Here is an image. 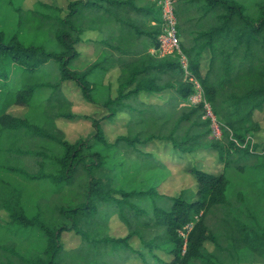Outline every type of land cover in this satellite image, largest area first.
I'll return each instance as SVG.
<instances>
[{"label":"trees","instance_id":"1","mask_svg":"<svg viewBox=\"0 0 264 264\" xmlns=\"http://www.w3.org/2000/svg\"><path fill=\"white\" fill-rule=\"evenodd\" d=\"M105 2L110 3L109 0L70 3L69 14L60 20L56 31V49L25 44L18 35L9 36L0 30V172L20 175L29 181H49L57 191L64 190L68 196L66 205L58 207L65 222L45 220L41 211L30 215L20 190L0 177V211L6 212L10 218L7 226H0V264H121L129 261L131 255H138L147 264L149 259L158 260L153 254L155 249L165 251L173 258L170 262L158 260L160 264H223L214 254L207 252L205 244L218 245L208 217L229 204L230 181L225 173L216 176L193 168L191 174L198 183L195 193L184 190L177 197L165 198L170 203L169 209L156 203L146 210L135 201L157 199L155 191L113 188L110 176L113 170L108 167L107 157L94 151L87 141L69 143L56 127L57 119L76 118L71 111L72 103L61 91L64 83H75L88 102H95L90 77L103 64H96L86 71L75 70L72 65L79 58L77 47L84 30L98 24L99 17L100 24L107 23L108 13L101 15L98 12L102 9L108 11L103 6ZM178 2L181 5L176 11L182 25L189 21L188 14L193 6L203 10L205 17L212 15L216 18L210 29L196 36L195 33H186L189 42L182 41L181 47L189 60L191 73L202 83L206 99L225 126L223 138L211 137L210 124L202 118V106L174 109L175 101L182 103L193 93V86L184 81L181 64L172 58L158 59L146 54L123 64L118 94L115 98H108L102 106L109 111V117L119 111H136L132 122L145 131L140 129L132 136L120 137L117 144L125 148H135L154 139L168 140L183 154L213 149L220 162L229 166L236 155L248 156L255 148L252 149L250 142L240 148L231 140L230 134L245 144L251 135L262 129L254 115L264 108V0L256 1L255 16L247 13L242 0ZM182 25L179 24V31ZM158 33V27L149 33L154 47L157 46ZM206 49L210 50L211 59L209 70L203 75L201 59ZM167 91L173 93L174 102L165 110L148 112L149 108L139 110L129 103L141 94L154 96ZM12 106L28 107L31 117L12 116L8 112ZM190 121L187 133L177 135L181 126ZM172 122L173 129L163 134V129ZM159 123L157 133L146 131V127H156ZM93 126L96 143L109 147L100 121L94 120ZM34 136L57 146L58 153H53L50 158L43 152L23 150L21 142L24 137ZM28 155L52 159L54 171L30 172L22 159ZM144 162L142 168L147 167ZM82 173L88 180L87 191L76 188L78 175ZM101 206L118 214L128 225L131 233L126 238H97L94 235L102 223L99 218ZM222 221L233 229L232 237L236 242L264 256V224L257 217L249 224L240 223L237 217L233 218V225L226 218ZM190 225L192 228L187 231ZM68 231L82 235L84 244L81 248L65 249L61 238ZM34 233L42 240L35 257H26L14 245L7 244L10 235L27 234L30 237ZM133 237L141 239L145 249L136 251L131 248L129 241ZM110 247L112 252L107 255ZM121 249L128 250L130 255L119 262H111L109 258L113 251Z\"/></svg>","mask_w":264,"mask_h":264},{"label":"rangeland","instance_id":"2","mask_svg":"<svg viewBox=\"0 0 264 264\" xmlns=\"http://www.w3.org/2000/svg\"><path fill=\"white\" fill-rule=\"evenodd\" d=\"M74 1L77 0H0V30L5 31L9 36L18 35L25 44L44 45L56 49V31L59 22L69 14L68 6ZM242 1L246 6L247 13L250 16H255V3L259 0ZM175 3L177 10L181 2L175 0ZM204 15L203 10L193 6L190 7L189 21L186 25H182V20L178 19L182 25L180 32L183 42L187 40V43L189 42L190 37L189 39L185 38L186 33H195L194 36H196L197 33L210 29L216 23L214 16L207 15L205 17ZM107 25L106 23L105 26ZM82 37H86V34L83 33L81 39ZM87 41L93 42L94 40L89 39ZM81 45L79 44L77 48L80 49ZM93 50L95 48L91 45L86 48V52H89V55H85L86 59L94 53ZM94 56L96 55L93 54L91 58H95ZM210 59V50L206 49L201 59L203 75H206L209 70ZM100 61H103L101 57L96 63L98 64ZM90 62L91 64L83 69L77 59L73 62L72 68L86 71L95 66L93 60ZM108 67L109 65H106V69ZM122 79L123 72L121 69L119 71L116 68H109L106 72L96 69L90 77L93 83L95 102H88L75 83L66 82L62 85L61 91L65 99L72 103L71 111L76 115L73 120L63 118L56 120V127L63 133L64 139L71 144L78 141H87L88 144L93 146L94 151L102 152L108 159L109 169L113 170L110 175L113 188L129 191L132 189L155 191L157 199L135 201L138 206L146 210H150L156 203L158 206L169 209L170 203L165 198L177 197L184 190L195 193L198 189V183L191 174L193 168L216 176L225 173L230 181L227 193L229 204L217 209L214 214L208 217V224L218 238V245L207 242L205 248L207 252L214 254L223 264H264V256L253 252L247 245H240L236 242L232 237L233 229L226 227V224L222 221L226 218L233 225V218L237 217L240 223L249 224L253 223L257 217L264 224V108L259 112H255L254 115V119L262 126L261 131L249 137L252 149L255 146L254 153L248 156L236 155L231 159L232 162L229 166L220 162L217 151L213 149L183 154L177 151L168 140L154 139L146 144L137 145L135 148H125L117 144L118 139L132 136V134L138 133L142 129V126H137L132 122L136 111H119L115 116L109 117V111L102 106L108 98L117 96ZM173 102L171 91L154 96L141 94L129 101L139 110H144V107L149 108L148 112L168 109L169 104ZM181 104L180 101H175L174 109L179 111L182 108ZM8 112L12 116L22 119L30 116L29 109L25 106H12ZM94 120L100 121L104 131V139L109 147L96 143ZM160 126V123L156 127L150 125L146 127V131L157 133ZM190 126L191 121L185 122L178 130L177 135L184 136ZM173 127L174 123L172 122L163 129V134H168ZM21 148L43 152L50 158L54 155L53 153L57 154L59 151L58 147L49 143V141L35 136L24 137ZM50 158L45 156L37 158L34 155L22 157L25 166L32 173H38L40 170L45 173L53 172V162ZM143 162L147 164V167L142 168ZM0 177L20 190L24 204L28 205L30 215L41 211L45 220L57 221L58 223L65 222L58 210V207L66 205L68 200L64 190L57 191V187L49 181H29L12 173L0 172ZM87 187V178L83 173L78 175L76 188L80 191H87ZM115 197L120 198L118 195H115ZM99 212L102 223L94 233L97 238L107 236L110 238H126L131 233L128 225L118 214L110 212L105 206H101ZM9 222L8 214L0 211V226H7ZM31 235L30 237H27V234L10 235L7 244L14 245L26 257H35L38 254L37 250L42 245V240L36 233ZM61 240L68 251L81 248L84 244L82 235L75 231L64 232ZM129 246L136 251L145 249L138 237H133L129 241ZM109 252H112L111 247L106 251L107 255H109ZM153 254L158 260L165 262H170L173 259L160 249H155ZM126 255H130L129 251L121 249L113 251L109 259L111 262H119ZM129 258V261L121 264H146L138 255H131ZM149 260L147 264H160L157 259Z\"/></svg>","mask_w":264,"mask_h":264},{"label":"crops","instance_id":"3","mask_svg":"<svg viewBox=\"0 0 264 264\" xmlns=\"http://www.w3.org/2000/svg\"><path fill=\"white\" fill-rule=\"evenodd\" d=\"M109 1L108 5L106 2L103 3L108 11L104 9L98 11L101 15L108 13V25L105 26L106 23L100 24L101 18L99 17L98 24L85 29L86 37H82L79 43L83 46L81 45L80 49L77 48L79 65L83 69L91 64V60L96 65V61L101 57L103 61L100 63L103 65L97 70L106 72L109 68H116L120 71L123 64L150 54L154 47L152 36L149 33L156 31V23L160 19V12L156 4L152 0ZM116 2H125L126 4ZM89 39L94 41L88 42ZM89 45L95 48L93 54L96 56L93 59L91 58L93 54L87 59L85 57V55H89V52H86ZM106 65H109L108 69H106Z\"/></svg>","mask_w":264,"mask_h":264},{"label":"built area","instance_id":"4","mask_svg":"<svg viewBox=\"0 0 264 264\" xmlns=\"http://www.w3.org/2000/svg\"><path fill=\"white\" fill-rule=\"evenodd\" d=\"M160 12V19L156 23L159 28L157 35V46L153 47L150 54L158 59L172 58L177 60L184 70V81L193 86V93L188 99L182 102V107H203V120L210 124L211 137L216 140L223 138L224 125L217 118L212 104L206 99V93L202 83L191 73L189 69V60L182 51V39L179 31V20L176 11L175 0H152ZM231 140L240 148H245V144L240 143L230 134ZM192 226L186 228L189 231ZM186 238L184 232L181 233Z\"/></svg>","mask_w":264,"mask_h":264}]
</instances>
